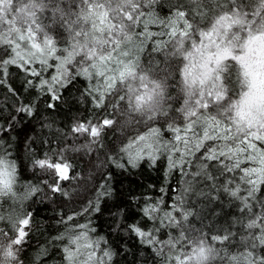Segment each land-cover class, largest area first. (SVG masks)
I'll list each match as a JSON object with an SVG mask.
<instances>
[{
	"label": "trees",
	"instance_id": "obj_1",
	"mask_svg": "<svg viewBox=\"0 0 264 264\" xmlns=\"http://www.w3.org/2000/svg\"><path fill=\"white\" fill-rule=\"evenodd\" d=\"M67 2L65 0V4ZM207 5L210 7L205 6L204 0H199V3L197 0H142L137 14L139 19L129 33L131 39L122 45L123 50L144 69L145 74L152 75L157 68L168 65L175 67L176 57L171 56L174 37L170 33L174 26L179 31L183 25L177 12L184 11L189 22L195 17L203 26L217 14L216 0H207ZM38 18L46 26L47 34L56 41V55H66L67 52L62 50H70L72 43L67 31L52 23L50 10L39 13ZM188 44L186 42V47ZM2 52L0 47V54ZM57 63L54 58H49L51 67L43 72L42 79L50 80L56 74ZM31 67L40 71L44 66L37 62ZM26 79L29 77L15 65L8 66L6 77L0 76L3 81L0 83V129L4 130L0 132V141L7 149L6 158L17 169V182L13 186L15 197H0V215L5 217L1 220L0 229L9 231V216L33 214L30 236L23 253L29 264H97L98 258L103 264H179V260L192 250L191 245L181 240L182 232L186 237H203L209 246L215 248L216 254L208 264H250L247 256L251 250L250 241H253V235L261 233L259 229H247L242 225L264 215V185L258 184L260 191L250 201L251 211H242V202L227 195L224 188L239 187L241 194L247 196L245 188L248 186L241 180L243 169L261 166L264 141L237 132L231 120L224 117L215 128L201 122L195 135L187 133L190 139L187 152L184 145L179 144L180 152L177 153L172 150V144L176 143L175 133L168 125L183 127L185 121L181 114L171 113L167 121L161 118L158 122L126 123L127 118L114 116L112 118L118 119V123L105 129L96 143H91L90 136L72 130L78 123L95 124L110 115V109L104 113L88 102L87 90L102 81H89L81 76L67 91H62L63 102H58L55 109L45 110L47 97L39 95V89L30 92ZM231 79L235 86L232 99H235L240 86L236 77L232 75ZM176 84H179L178 76ZM178 93L179 87H175L172 95L175 97ZM28 104L39 105L34 117L16 111ZM152 129H156L161 145L156 163L143 161L134 168L117 167L119 161L115 158L120 155L122 145L137 136H148ZM206 129L210 136L218 138L205 140L204 146L197 148ZM77 137L80 139L78 144ZM249 142L255 147H249ZM229 148L235 155L228 153ZM205 149L224 151L227 155L218 157L215 162L210 161L206 159L208 152ZM46 156L54 162L66 159L71 164L70 174L75 179L64 182V189L71 193V197H61L59 193L53 195L43 187L42 181L51 177L46 176L34 161ZM173 161L176 162L175 167L172 166ZM237 162L240 167L232 172L224 167L231 168ZM29 186L41 190L33 194L34 199H20ZM102 192L110 195L105 199L100 195ZM95 204L100 205V211H83ZM148 204L157 208L161 220L173 208L189 214L182 229L173 230L160 224L166 235L157 233L158 239L174 237L180 242L175 248L141 243L139 237L120 226L142 220L141 209ZM68 216L73 219L68 220ZM81 225L86 227L82 229ZM143 227L147 232L153 230L151 222ZM185 229L192 231L185 232ZM82 231L87 233L88 239L81 240L79 246L69 245V239ZM228 231L231 235L227 241L220 243L212 239ZM90 242L94 249L85 247ZM66 247L74 253L71 262L67 259ZM93 250L96 253L94 257L90 256ZM105 251L110 253L109 257L103 255ZM254 254L264 256V249L258 242Z\"/></svg>",
	"mask_w": 264,
	"mask_h": 264
},
{
	"label": "snow or ice",
	"instance_id": "obj_2",
	"mask_svg": "<svg viewBox=\"0 0 264 264\" xmlns=\"http://www.w3.org/2000/svg\"><path fill=\"white\" fill-rule=\"evenodd\" d=\"M204 4L210 7L207 0H204ZM141 7L142 0H78V4L77 0H68L67 4L65 0H0V47L3 48L0 54V69L3 71H0V76L6 77L9 65L17 66L18 70L29 77L25 84L30 92L39 89V95L47 97L45 110L55 109L58 102H63L62 91H67L81 76L89 81H102L98 86L94 85L87 90L90 97L88 102L104 113H108L110 109V115L95 124L78 123L72 130L74 133L90 136L91 143H96L105 129L118 123V119L112 118L114 116L119 119L127 118L126 123H139L158 122L161 118L167 121L171 113L181 114L185 121L183 127L168 125L175 133L176 143L172 144V150L177 153L180 152L179 144H183L185 153L187 152L190 143L187 133L195 135L196 127L201 122L215 128L221 123L220 118L224 117L231 120L237 132L264 141V0H216L217 14L203 26L195 17L189 22L186 13L178 11L177 16L183 20L182 28L178 31L174 26L170 33L175 38L171 56L176 57V66L157 68L152 75L145 74L144 69L133 62L129 53L122 48L131 39L129 33L139 19L137 14ZM46 10L51 11L52 23L63 27L72 40L70 50H62L67 52L66 55H56V41L47 34L46 26L38 18V14ZM38 33L43 35L39 42ZM21 42L28 47V51L22 53ZM186 42L190 44V48L186 47ZM50 57L58 61L56 74L50 80L42 79L43 72L51 67ZM37 62L44 66L40 71L31 67ZM233 73L240 86L239 99L235 101L232 100L235 90L231 79ZM175 87H179V93L174 97L172 92ZM16 111L34 117L39 111V105H22ZM3 131L0 129V132ZM216 138L218 137L210 136L206 129L203 139L199 140L196 147H203L205 140ZM249 147L255 146L249 142ZM160 149L156 129H152L148 136H137L122 145L120 155L115 158L119 161L116 166L121 169L127 166L134 168L143 161L154 164ZM205 151L208 152L206 159L214 162L218 157L227 155L224 151ZM6 152L7 149L0 141V197H15L13 186L17 182V169L6 158ZM228 153H232L231 148ZM34 163L46 176L51 177L50 180L42 181L45 189L53 195L59 193L61 197H71V193L64 189V182L75 177L69 175L71 164L66 159L54 162L45 157ZM260 165L258 169H243L241 180L248 186L245 188L247 196L241 194L239 187L224 188L227 195L242 202V211H251L250 201L260 191L258 184L264 185V158ZM172 166H176L175 161ZM224 167L232 172L240 165L237 162L231 168L227 165ZM254 176L257 178L253 179ZM40 190L39 187L29 186L20 199H34L33 194ZM100 195L106 199L110 194L102 192ZM93 210L100 211V205H92L83 211L87 213ZM157 212L156 207L148 204L141 209L142 220L120 226L129 234L134 233L139 237L141 243L152 247L160 245L175 248L180 242L174 237L168 240L158 239L157 233L166 235L160 224L173 230L182 229L183 221L187 220L189 214L173 208L161 220ZM32 215L27 212L7 217L10 222L9 231L0 229V264H29L23 253L30 236ZM4 219L0 215V220ZM67 219L72 220L73 217L68 216ZM150 222L153 230L147 232L143 226ZM80 227L83 229L86 226ZM242 227L260 230L259 236L253 235L251 250L247 256L250 257V264H264V256L254 254L257 242L264 249V215L250 219ZM190 231L192 230L185 229V232ZM230 235L231 232L228 231L227 234L217 235L212 239L223 243ZM87 239V233L82 231L80 235L69 239V245L79 246L81 240ZM181 240L191 245L192 251L185 255V259L179 260V264H208L216 254L215 249L203 237H186L182 232ZM85 247L94 249L91 242ZM65 251L71 262L74 253L70 247H66ZM95 255L93 250L90 256ZM103 255L109 257L110 253L105 251ZM97 264H103V261L98 258Z\"/></svg>",
	"mask_w": 264,
	"mask_h": 264
},
{
	"label": "rangeland",
	"instance_id": "obj_3",
	"mask_svg": "<svg viewBox=\"0 0 264 264\" xmlns=\"http://www.w3.org/2000/svg\"><path fill=\"white\" fill-rule=\"evenodd\" d=\"M89 29H90V25H89ZM43 39V35L42 34H39L38 33V42L40 41V40H42ZM174 40H175V38H174ZM187 47H189L190 48V44H188V46ZM21 51H22V53L23 52H26V51H28V47H26L25 46V44H24V42H21ZM34 68V67H33ZM36 70H38V69H36ZM233 76L234 77H236V74L235 73H233ZM237 99H239V95L235 98V99H232L233 101H235V100H237ZM230 120V119H229ZM79 134H84V133H79ZM80 137V136H79ZM79 137H77V138H75L76 139V143L78 144V143H80L79 141H80V139H79ZM80 146V145H79ZM84 147V146H83ZM84 148H89L88 146H86V147H84ZM77 149L78 150H80V149H82V147H77ZM69 175L71 176V174H70V170H69ZM73 179H71V181H72ZM0 223H1V220H0ZM214 248V247H213ZM215 249V248H214ZM192 251V250H191ZM191 251L188 253V254H191ZM214 258V257H213ZM184 259H185V255H184ZM211 261V260H210ZM209 261V262H210ZM208 262V263H209Z\"/></svg>",
	"mask_w": 264,
	"mask_h": 264
},
{
	"label": "bare ground",
	"instance_id": "obj_4",
	"mask_svg": "<svg viewBox=\"0 0 264 264\" xmlns=\"http://www.w3.org/2000/svg\"><path fill=\"white\" fill-rule=\"evenodd\" d=\"M201 22V21H200ZM15 68V67H14ZM47 157V156H46Z\"/></svg>",
	"mask_w": 264,
	"mask_h": 264
}]
</instances>
